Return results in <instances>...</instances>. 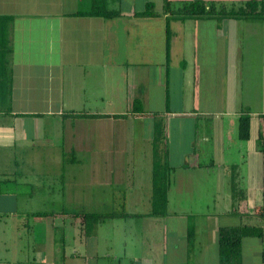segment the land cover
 Masks as SVG:
<instances>
[{"label":"crops","instance_id":"crops-1","mask_svg":"<svg viewBox=\"0 0 264 264\" xmlns=\"http://www.w3.org/2000/svg\"><path fill=\"white\" fill-rule=\"evenodd\" d=\"M88 1L0 0L1 187H47L62 205L20 208L3 189L0 264H220L218 229L238 225L261 230L242 238L241 264H264V0L254 21L181 17L193 0L77 16ZM202 1L225 14L249 0ZM146 3L155 15L137 16ZM155 147L170 182L153 215Z\"/></svg>","mask_w":264,"mask_h":264},{"label":"trees","instance_id":"trees-1","mask_svg":"<svg viewBox=\"0 0 264 264\" xmlns=\"http://www.w3.org/2000/svg\"><path fill=\"white\" fill-rule=\"evenodd\" d=\"M107 0H89L87 3V8L83 12H77V16H87V17H100L104 19H112L120 15L118 10L110 9ZM163 9L166 11L168 9L167 0H163ZM255 10V2L253 0L246 1L243 6L232 8L227 13L222 14L215 10L213 5L206 6L202 0H193L190 3H186L182 6L179 14L182 16L191 17H222L228 16L233 19L250 18L254 21L255 16L247 15L248 12ZM154 6L152 3H146L145 10L141 13H137V16L150 17L154 16ZM168 47H169V31L166 26V58H168ZM133 106L137 108V101H133ZM67 118L73 119L75 121L79 116L76 115H66ZM84 117V116H81ZM87 117V116H85ZM264 118V116H262ZM72 125L74 122L71 123ZM250 133V112H242L237 119V136L240 140H247ZM260 140V135L259 139ZM160 139L157 137L156 142L158 143ZM260 143V141H259ZM261 153V163L263 170L262 178V203L261 207L258 208L257 216L264 218V149L259 146ZM70 156L65 154V162L74 161V155L71 153ZM169 168L162 163L159 152L157 148L154 149L153 154V164H152V214H161L164 212L167 204V189L169 187ZM0 183V193L5 187H1ZM236 195V193H235ZM46 213H32L30 217H40L45 216ZM110 215L109 213H107ZM126 215V214H125ZM103 214L93 213L84 214L83 221L86 227H90L96 221H99ZM261 230L256 226H222L218 229V258L220 264H241V241L243 237L246 236H260ZM264 254V253H263ZM264 259V257H263Z\"/></svg>","mask_w":264,"mask_h":264},{"label":"rangeland","instance_id":"rangeland-1","mask_svg":"<svg viewBox=\"0 0 264 264\" xmlns=\"http://www.w3.org/2000/svg\"><path fill=\"white\" fill-rule=\"evenodd\" d=\"M160 2V3H158ZM163 0H158L157 1V4H160V6H162V3ZM176 7V5H178L176 2L173 3ZM159 6V5H158ZM110 9H113L111 3L109 2V6H108ZM37 138H42V140H52V138H45V137H37ZM36 141V139H35ZM66 154V158H67V155L70 156L68 153H65ZM6 189H9V190H13L15 193H17L18 195V201H19V207L20 208H31V209H34L36 211H58V210H61V203L60 202H55V197L53 195H56V194H46L45 193V190L44 191H41V189H46L47 187H36V185H21L19 187H16V186H12V187H5ZM55 188V187H54ZM101 213H104L107 214V212H101ZM111 214V213H109ZM24 227H22L23 229ZM10 228L8 227L6 229V236L8 235H11L10 232ZM3 234V232L0 230V238L2 237L1 235ZM67 234V232H66ZM26 235V234H24ZM24 245L25 246H28L26 245L27 244V239L25 238L24 236ZM14 242V241H13ZM247 257V260H253V256L252 255H248L246 256Z\"/></svg>","mask_w":264,"mask_h":264}]
</instances>
